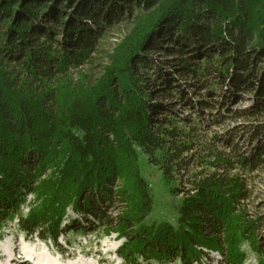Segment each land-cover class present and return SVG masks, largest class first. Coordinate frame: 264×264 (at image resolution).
<instances>
[{
	"label": "trees",
	"instance_id": "obj_1",
	"mask_svg": "<svg viewBox=\"0 0 264 264\" xmlns=\"http://www.w3.org/2000/svg\"><path fill=\"white\" fill-rule=\"evenodd\" d=\"M141 5L147 11L136 16L102 74L73 82L71 74L91 63L100 30L120 19L122 9ZM152 49L176 55L177 74L193 90L215 75L245 91L256 77L264 105V70L254 74L264 63V0H0V229L14 214L24 234L57 243L70 208L122 238L117 254L127 264H194L212 261V252L218 264H245L244 243L264 264L263 218L246 209L240 176L221 173L180 186L176 175L191 162L184 155L192 149L191 131L158 117L161 105L140 74L152 66L145 55ZM154 77L164 79L162 68ZM174 81H163L160 94L190 101ZM139 154L181 195L174 224L147 221L158 202ZM263 154H238L236 163L252 167ZM215 159L235 167L220 154ZM115 205L116 217L106 216ZM76 223L70 218L66 226L79 229Z\"/></svg>",
	"mask_w": 264,
	"mask_h": 264
},
{
	"label": "rangeland",
	"instance_id": "obj_2",
	"mask_svg": "<svg viewBox=\"0 0 264 264\" xmlns=\"http://www.w3.org/2000/svg\"><path fill=\"white\" fill-rule=\"evenodd\" d=\"M20 1L23 2V0ZM144 1L141 0V4ZM149 9H152V6ZM144 11L147 10L143 5L132 8L130 11L122 9L120 19L110 27L101 29L100 35L95 41L91 63L89 66H84L79 71L73 72L71 74L72 81L79 80L81 76H85L88 81L99 77L103 72V67L109 61V54L115 50L116 46L121 43L123 37L129 32L136 16ZM165 43L166 41H164ZM145 55L148 56L152 66L151 68L140 69L141 79L146 81L149 89L154 92V102L161 105L158 117L169 116L173 118L180 130L188 131V127H190L189 138L192 149L185 152L184 155L191 156V162L181 175H176L180 178V186L187 189L191 180L210 175L221 173L229 176L238 175L241 177L248 193V199L245 201L246 209L255 215L261 216L263 218L262 222H264V157L262 161L257 162L252 167L243 168L236 163L238 154L248 155L258 149L264 150V129L256 133L260 128H264V105L260 101L259 94L260 79L250 78L247 82L250 87L244 91L242 83L233 84L232 80L226 79L223 81L213 75L209 77L207 86L193 90L189 88L192 81L177 74L176 66L173 64L176 55H165L164 51L159 49H152ZM214 58H217V55ZM159 67L162 68L163 80L154 77V72ZM256 68L254 74L260 77L262 70H264V63H258ZM246 72L249 73L250 71ZM173 76L177 80L174 81V86L187 90L190 101L181 100L177 93L171 98L160 94L161 87H167V84L164 85L162 82L165 80L168 83L171 82ZM165 107L171 111H164L163 108ZM253 112L261 113L251 114ZM260 124L262 126H259ZM246 125L259 127L255 128V131L254 128L249 131L250 129L245 130L243 128ZM218 154L228 158L235 167L230 168L226 164L216 163L215 156ZM154 156L159 158L161 153L155 151ZM139 165L142 175L150 184L154 200L158 202L147 221L154 219L158 221L166 220L174 224L177 218L175 206L180 201L181 195H174L171 192L169 185L163 179L160 167L150 162L147 155L139 154ZM30 198V194L26 195V200ZM20 209L24 212L26 208L21 205ZM119 212L120 208L115 205L113 208L111 207V210L106 211V216L115 218ZM67 214V218L63 221L65 224L64 232L60 234L57 243L50 240H41L36 235L24 234L18 229L16 215L14 214L0 229V243L11 240L12 236L16 235L15 242L20 245L34 243L44 246L45 253L54 264H127L117 254V249L123 239L119 238L114 232L105 233L106 224L99 223L100 221L95 217L84 219L70 208L67 210ZM70 218L79 221V224H75L79 229H70L66 226L67 220ZM88 221L89 224L86 223ZM260 233L264 234V225ZM13 243L14 241H10L11 246ZM95 249H99V251L96 254L91 253ZM242 249L246 256L245 264H260L258 262L260 256L246 243L243 244ZM5 252L10 255L12 264H15L17 253L13 251V248L5 249ZM210 255L213 256L212 261L203 259L201 262L194 264H218L216 262L218 255L214 252ZM6 256L7 254L0 256V264L6 262ZM100 257H103V262H99ZM29 263L45 264L46 262L43 263L40 260L36 261L31 258ZM132 264H181V262L178 259L164 263L139 259Z\"/></svg>",
	"mask_w": 264,
	"mask_h": 264
},
{
	"label": "bare ground",
	"instance_id": "obj_3",
	"mask_svg": "<svg viewBox=\"0 0 264 264\" xmlns=\"http://www.w3.org/2000/svg\"><path fill=\"white\" fill-rule=\"evenodd\" d=\"M16 235H13L11 240H5L2 243H0V256H6V262L4 264H12V260L10 259V255L5 252V249L11 247L13 248V251L17 253V258L16 261L14 262L15 264H31L29 263V259H34V260H40L45 264H54L53 261L48 257V255L45 253V247L40 246L37 244H28V245H20L15 242ZM10 241H14L13 245H10ZM99 249H95L94 251H91V253H97ZM99 262H103L104 259L103 257L99 258ZM85 262V261H84ZM98 262V263H99ZM87 264V263H86Z\"/></svg>",
	"mask_w": 264,
	"mask_h": 264
}]
</instances>
